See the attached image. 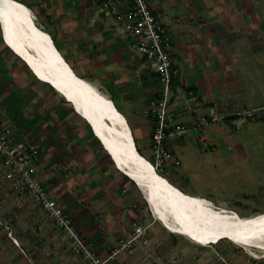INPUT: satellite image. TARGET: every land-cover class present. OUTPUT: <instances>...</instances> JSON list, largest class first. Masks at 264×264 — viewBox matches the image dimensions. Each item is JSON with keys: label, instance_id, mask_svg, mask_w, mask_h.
Returning a JSON list of instances; mask_svg holds the SVG:
<instances>
[{"label": "crops", "instance_id": "0c3cea01", "mask_svg": "<svg viewBox=\"0 0 264 264\" xmlns=\"http://www.w3.org/2000/svg\"><path fill=\"white\" fill-rule=\"evenodd\" d=\"M16 1L29 9L72 72L111 101L149 156L143 157L154 164V123L146 111L161 86L146 58L130 47L112 7L103 10L108 0ZM148 1L173 38L176 64L168 99L176 114L174 125H188L196 114L209 110L221 117L169 138L173 159L165 162L163 177L213 206L264 213V122L240 114L264 105V0ZM3 66L0 61V77L15 74ZM73 137H53L56 146L50 151V141L42 145L39 139L29 140L40 147L38 172L49 195L93 243L95 253L105 258L131 238L143 220L142 210L129 204L133 192L130 198L120 194L119 178L96 144L88 137ZM5 192L0 190V214L3 221L13 220L11 237L18 245L0 236V264H82L70 257L64 232L40 206L29 198L6 199ZM157 234L152 236L157 245H150L149 253H131L134 246L124 247L117 263L143 264L157 251L164 258L175 252L180 259L182 244L195 253V247L179 238L168 239L160 228Z\"/></svg>", "mask_w": 264, "mask_h": 264}, {"label": "bare ground", "instance_id": "6f19581e", "mask_svg": "<svg viewBox=\"0 0 264 264\" xmlns=\"http://www.w3.org/2000/svg\"><path fill=\"white\" fill-rule=\"evenodd\" d=\"M29 15V9L22 3L0 0V19L7 41L2 38L3 43L39 82L51 87L66 102V98L70 100L68 103L74 112L94 135L90 123L93 125L108 148L104 150L115 168L145 194L154 217L171 233L197 244L228 240L248 249L264 251V213L240 217L233 210L217 208L203 198L180 191L158 174L154 165L133 148L125 118L106 96L72 72L51 46L48 34L32 25ZM99 143L104 148L100 140ZM130 160L137 162L134 165Z\"/></svg>", "mask_w": 264, "mask_h": 264}, {"label": "built area", "instance_id": "2783aa9c", "mask_svg": "<svg viewBox=\"0 0 264 264\" xmlns=\"http://www.w3.org/2000/svg\"><path fill=\"white\" fill-rule=\"evenodd\" d=\"M110 7L116 13L115 20L123 34L130 40V47L142 54L149 68L157 73L161 93L150 99L146 116L154 123L150 136L153 165L156 171H163L165 162L173 159V153L168 147L171 136L183 135L190 128L206 127L211 121L221 117L213 110H209L196 114L188 125H174L176 114L170 108L168 94L176 56L173 38L161 21V14L153 10L148 0H108L102 4L103 10L107 11ZM240 114L250 120L264 122V105L243 110ZM39 155L37 144L25 140L18 131L0 122V178L9 184L14 199L20 201L23 196L27 197L49 214L71 239V250L81 258L82 264H116L115 255L118 254V250L101 259L91 244L77 232L71 216L49 195L39 177ZM146 224V221L138 223L131 238L124 242L121 248L134 246L132 253L143 246L147 241ZM8 236L15 245H18L11 237L10 231ZM152 256L153 259L149 257L152 261L147 258L143 264L164 263L165 258L161 253Z\"/></svg>", "mask_w": 264, "mask_h": 264}, {"label": "rangeland", "instance_id": "374dc122", "mask_svg": "<svg viewBox=\"0 0 264 264\" xmlns=\"http://www.w3.org/2000/svg\"><path fill=\"white\" fill-rule=\"evenodd\" d=\"M0 47L3 48V56H0L1 64L4 65L3 70H6L7 68L8 70L11 69L9 71L15 72V74H5V72V75L0 77V122L18 132L19 128L21 130L20 133H22L23 136L28 137V139L25 137V140L27 141H30L29 137L43 141L42 145H47L50 141V145L48 144L49 148L47 147L49 151L50 149H52V145L56 146V143H54L55 140L53 142V137H63L65 139L68 135L72 134L74 136L75 134V137L78 135L80 140H82V137H84L83 139H86V137H88L87 140L89 139L91 142H94L96 144L97 150L101 152V154L103 153L102 155L106 157L109 166H112L115 170L117 177L119 178V180L117 179L118 182H116V187H123L120 194L125 198H130L133 192L135 197H131L132 202H129V204H136L135 207L142 210L140 218L143 219L142 221H146L147 223V241L143 246L137 248L136 252H146L147 248L150 245L155 247L157 245V242L156 240H154L153 243L152 239L154 237H158L157 231H159L160 228L164 233L167 234L168 239L171 237L179 238V240L181 239V241L187 242V244H189L188 246H193L192 248L195 247V253L191 255L192 252H189L187 250V245H180L179 249H183V254H181L182 251L180 253V259L179 255L174 252L169 254V256H165L163 264H264V251L262 250L248 249L236 245L228 240H221L215 244L207 245H201L197 243L195 244L193 241L189 240L186 237L168 231L162 225V223L154 217L150 206L145 199V194L129 178H127L123 173L115 168L113 162L110 160L107 153L100 145L99 141L92 134L88 124L74 112L71 105L66 102L61 95H59L48 85L39 82L32 75L28 67L3 43L1 31ZM2 61H4L5 63H2ZM80 130H82V132ZM136 141L138 151L146 158H149L148 154L142 151V149L139 147L140 140L136 139ZM47 148L45 147L44 150H46ZM176 171L179 175L177 169ZM158 173L162 176H166V174H164L162 171H158ZM55 179L57 181V178ZM3 189L6 191L5 193L7 197L5 198H8L10 200L12 198L13 201H15L14 193L11 191L9 184L0 178V190ZM23 199H27V197L23 196ZM15 204V207L17 209L21 208L19 203ZM58 205L60 206L59 203ZM215 207L218 208L220 206L217 205ZM236 213L240 217H249L254 215V213L243 212L239 209L236 210ZM2 219L3 216L0 214L1 237L4 236V234L5 236H8V232L10 231L11 233V225H13V220L11 221L12 224H10L9 220L5 219L3 221ZM49 219L52 221L55 227H58L64 232V235L66 236L65 239L67 241V246L70 251V257H74L76 261H81V258H79L72 252L70 242L71 239L66 235L65 231L56 223L55 220H53L52 217H50ZM6 227H8L9 229H6ZM77 232L81 235L78 230ZM83 238L87 241V243L91 244V247L94 250L93 243L89 239H86L84 236ZM192 248H190V250ZM114 249L116 250V248ZM114 249L112 250V252L115 251ZM121 251H123V248L120 247L118 252ZM146 253H149L148 250ZM156 253H158V251ZM152 254L153 253L150 254V258L153 257ZM117 255L118 254L115 255L116 264H118ZM8 257L10 258V261H15V259L13 260L10 255ZM100 258L102 259L104 257Z\"/></svg>", "mask_w": 264, "mask_h": 264}, {"label": "water", "instance_id": "95a60500", "mask_svg": "<svg viewBox=\"0 0 264 264\" xmlns=\"http://www.w3.org/2000/svg\"><path fill=\"white\" fill-rule=\"evenodd\" d=\"M30 17V22L32 23V25H36L35 24V22H34V20H33V17H32V15H31V13H30V15H29ZM3 24H2V20L0 19V29H1V35H2V38H3V40L5 41V42H7L6 41V38H5V35H4V29H3ZM49 40H50V44H51V46L54 48V50L57 52V50H56V48H55V46H54V44H53V42H52V40H51V38H49ZM58 55H59V53H58ZM60 56V55H59ZM61 57V56H60ZM63 60V59H62ZM69 67V66H68ZM32 69V68H31ZM32 71L34 72V74H36V72L32 69ZM51 86H53V84H50ZM54 87V86H53ZM66 100L68 101V102H70V100L68 99V98H66ZM71 104L73 105V108H75V105H74V103H72L71 102ZM76 110V109H75ZM77 113V112H76ZM90 125H91V127H92V129H93V132H94V137L99 141H101V143H102V140H101V138L96 134V132H95V130H94V128H93V125L90 123ZM127 125V124H126ZM127 128H128V130H129V134H130V136H131V140H132V142H133V144H134V149L136 150V152H138L137 151V148H136V146H135V142H134V139H133V136H132V134H131V130H130V128H129V126L127 125ZM103 144V143H102ZM104 145V144H103ZM103 149H108L105 145H104V148ZM105 151V150H104ZM109 151V150H108ZM110 154H111V152H109ZM121 153V152H120ZM121 156H123V154H121ZM111 157L113 158L114 156H113V154H111ZM137 161H138V158L136 157L135 158ZM136 160H130L131 161V163H135V162H137ZM113 161H114V163L116 164V160L113 158ZM138 163H139V161H138ZM117 165V164H116ZM135 165V164H134ZM117 167L119 168V166L117 165Z\"/></svg>", "mask_w": 264, "mask_h": 264}, {"label": "trees", "instance_id": "16d2710c", "mask_svg": "<svg viewBox=\"0 0 264 264\" xmlns=\"http://www.w3.org/2000/svg\"><path fill=\"white\" fill-rule=\"evenodd\" d=\"M37 26V25H36ZM157 75V74H156ZM173 78V77H172ZM172 78H171V87H172V82H173V80H172ZM134 142H135V146H136V148H137V145H136V141H135V139H134ZM137 151H138V149H137ZM138 153L140 154V155H142L139 151H138ZM143 156V155H142Z\"/></svg>", "mask_w": 264, "mask_h": 264}, {"label": "clouds", "instance_id": "9594fccd", "mask_svg": "<svg viewBox=\"0 0 264 264\" xmlns=\"http://www.w3.org/2000/svg\"><path fill=\"white\" fill-rule=\"evenodd\" d=\"M159 174V173H158Z\"/></svg>", "mask_w": 264, "mask_h": 264}]
</instances>
